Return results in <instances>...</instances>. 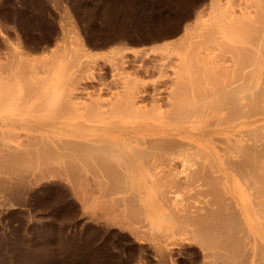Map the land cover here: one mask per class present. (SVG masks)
<instances>
[{
    "label": "rangeland",
    "instance_id": "1",
    "mask_svg": "<svg viewBox=\"0 0 264 264\" xmlns=\"http://www.w3.org/2000/svg\"><path fill=\"white\" fill-rule=\"evenodd\" d=\"M214 1L229 8L240 2V0H0V79L2 78L0 87L7 86L0 89V94L4 91L10 92L0 95L2 140H0V264H211L212 259V264L214 261L215 264L225 262L229 264L235 256L237 258L233 259L232 264L245 262L260 264L259 260L264 255L258 250L259 242L255 243L251 239L264 235V231L262 232L264 229L252 233L243 226L244 222L240 227L238 223V228L242 230L243 227V232L228 218L231 223L228 225L232 231L229 232L233 234L227 237L229 233H222L227 229L220 231L219 227L217 233L210 232L216 229L212 227L228 217L227 209L223 208L228 199L223 198L225 194L222 195L223 184L218 176L220 172L217 170L215 173L216 168L210 163L204 161L202 163L200 160L202 158L198 157L195 153L196 148L194 150L191 144H186L188 149L184 145L185 142H182L183 148H180V144L179 146L175 144L182 150L185 148L188 153L178 148L172 150L173 152L169 149L167 151L166 148L165 152V147L161 146V143L168 142L170 139L168 137H171V140L173 138L165 135L164 139H168H163L161 145L159 144V147L164 148V159L163 155L162 158L159 156L162 149L156 148V145H152L155 148L150 147V141L147 140L149 138L145 137L149 143L141 145L139 142H132L129 148L126 146L124 150L130 152L142 148L148 152L140 149L141 153L145 152L143 158L147 153V157L152 154L154 159L150 156L151 160L146 157L147 160L142 159L139 163L128 165L121 161L120 165L118 152L116 154L118 158L113 157L118 159L114 160V163L113 159L104 163L103 161L100 163L99 160L95 162L91 155L92 146V149L89 147L91 150L87 149L89 145H93L94 124L90 116L92 113L90 107H93L96 101L110 106L111 102H116L120 97H124L127 91L132 90L134 99H139L145 107L151 109L158 105L157 112L168 109V89L174 67L172 62L169 64L171 60L167 59V56L174 52L185 37L186 31L195 26L197 19L208 18L214 10L213 5L216 4ZM176 39L178 43H175ZM17 61L19 63H16ZM24 68L29 69V72ZM21 69L25 71L22 72ZM24 73L28 74L25 75V79ZM37 77L38 81L35 79ZM40 77L43 80L39 79ZM67 78L69 80L66 84ZM33 84L37 87H32ZM39 84L46 93L40 87L45 101L50 96L48 94L55 90L54 85L61 86V90L57 91L58 100L54 103L55 106L45 101L42 105V100L39 102L43 99L40 96L43 93L38 87ZM33 89L37 91L34 92ZM4 96L5 99L9 97L4 101L5 104H2ZM67 97L76 102L71 105L74 108L70 106L71 108L67 109L68 111L64 110L63 113H66L63 114L62 110L57 109H61L57 105L62 106ZM47 107L51 108V111ZM74 109L80 115L77 116L78 112L75 113ZM59 111L61 114H58ZM53 136L56 142L53 141ZM175 137L180 139L178 136ZM66 138L71 143L72 138L75 142L79 141L76 142L79 144L84 141L85 144L81 143L80 146L86 150L80 149L79 144H67ZM161 139L159 141H162ZM43 141L48 142L47 145ZM59 142L64 145L61 146L62 149ZM49 143L52 145L51 149ZM43 145L45 146L42 147ZM75 145L80 150L79 156L72 151L76 149L75 153H78ZM46 146H49L48 150ZM53 147L61 153L58 155L55 151L58 160L55 154L49 156L54 152ZM87 150L91 151L90 154ZM68 151L73 156L67 154L70 153ZM85 151L90 155V158L85 155L89 158L85 160L87 164L84 161L86 158L80 156ZM176 152L180 156L174 154ZM64 153L67 156H64ZM27 154L29 157L30 155L32 157V154L35 156L31 159L28 157V160ZM166 154L171 158L168 155L166 157ZM74 156L76 159H73ZM70 157L77 162L68 160ZM155 157L159 159L156 160ZM16 161L20 162H17L19 168L15 164ZM13 162L16 167L11 164ZM69 162L78 164L79 167L74 168ZM155 165L159 166L158 169ZM109 166L110 169L118 166L117 169L116 167L113 169L117 170L119 179V176L116 175L117 178L113 176L116 170L112 169L110 172ZM15 171L17 173H14ZM207 172H212L213 176L209 177ZM124 177H128L129 181ZM230 178L235 181L243 179L239 174L231 175ZM114 179H117L115 183ZM246 180L244 177L242 182ZM210 181L213 182L212 185ZM245 194L249 196V192L245 191ZM219 201L220 210L216 205ZM223 202L226 204L223 205ZM208 206L211 208L208 209ZM206 207L208 208L205 211ZM222 208L226 213L222 212ZM217 213L218 219L215 218L218 216L215 215ZM260 218L264 220L262 216ZM261 220L258 222L261 223ZM232 224L236 226V230L232 229ZM209 227L212 229L209 230ZM234 231L236 235L233 237ZM202 233L208 234L204 237ZM212 236H217V240H213ZM218 239L224 241L223 244L220 241L222 246ZM235 239H239L240 243L234 244ZM207 241L213 243L208 245L209 248L206 245ZM214 244L219 249L214 247ZM230 244L236 245V248L237 244L239 246L241 244L243 249L239 248L242 252L238 253L239 249L233 251L229 248ZM225 247L229 248V252ZM249 250L252 253L249 254ZM223 252L229 255L228 259L231 257L230 262L226 260L227 256ZM221 254L224 256L221 257ZM262 261L261 264H264Z\"/></svg>",
    "mask_w": 264,
    "mask_h": 264
},
{
    "label": "bare ground",
    "instance_id": "2",
    "mask_svg": "<svg viewBox=\"0 0 264 264\" xmlns=\"http://www.w3.org/2000/svg\"><path fill=\"white\" fill-rule=\"evenodd\" d=\"M214 3H216V4L218 3V4L217 5L215 4V6L213 5L214 10L208 16V18H206L205 20L196 18L197 20L195 21V26L193 28H190V30L186 31V33L184 35L185 37L182 39V42L180 41V43L178 44L177 47L174 46V43H173V47L174 48L176 47L174 49V52H172L171 54L169 53V55L167 52V55H168L167 59L171 60L169 62V64L172 62V66L174 67V69L172 71L174 73H173V76L170 80L171 85L169 86V89H168V97H169L168 98V109L165 110L164 112L161 109V111H159L161 113H159L156 111V109H158V107H157L158 105L156 106V108H151V109L145 107L142 103H140L139 99H134L132 90L127 91L125 96L120 97L116 102H113V103L111 102L110 106H109V104L107 106L106 104H102L99 101H96L93 104V107L92 106L90 107V108H92V111H91L92 113L90 114V116H92V121L94 124V126H93V129H94L93 130V140H92L93 145H89L88 147L85 145V147H87V149H89V150H91L93 148V150H91V151H93V154L91 153V155H93L92 156L93 159L95 158L94 159L95 162L97 160H99V162L103 161V163L107 162V161H112L113 157L115 158V157H117V155H119L118 156L119 160L117 159L119 161V163L121 161L122 163L128 165V164H133L136 162L139 163L142 159L144 160L147 157V153H148L146 150H143L142 148H140L141 150L147 152L145 154V158H143V156H144L143 153H145V152L141 153L142 151L140 149H138L137 147L136 148L138 150L137 149L134 150L132 148L133 150H131L130 152L125 151L124 147L126 148V146H128V148H129V144L132 142H139L141 145H143L144 143L150 141L151 144L148 142L149 145H151L150 147H153L152 145H154V146L156 145L155 147L158 148L160 142H163L165 135H166V137L167 136H173L172 140L173 139L176 140L177 138L175 137L176 138L175 139L174 136H178L180 139L179 140L177 139L176 141H180L179 143L174 141V140L172 141L171 137H168V138H170L168 140V142L166 141V143H165V141H164L163 143H161L162 145L160 144L161 146L164 145V147H165V149L161 146L159 147V149H162V151H161L162 153H159V156H161V158H162V155L164 158V155H165L164 150L166 152V148H167V151L169 149L170 152H173V151H175V148H178L179 150L186 151V153H188L186 149H188L189 148L188 145L191 144L192 145L191 147L194 146L193 149L196 148L197 152H195V153L198 155V157L202 158V159L199 158L200 160H202V163L208 162L211 164V166H213V167L215 166L216 169H214V172L217 170L220 172L219 173L220 175H218V174L217 175L220 176L219 180H221L222 181L221 183L223 184V188H221V191H223L224 193L223 194L221 193V194L222 195L225 194V197L223 196V198L228 199L227 201H225L226 199L225 200L223 199L227 203L226 204L225 202H223V205L226 204V205H224L223 208H225L224 210L227 209L226 212H228L229 215L227 213L226 216H228V217H225L224 220H222V222L220 221L221 222L220 224H218V225L214 224L215 227H212V228H214V229L216 228L215 230H213L211 227H209V230L211 228L212 229V231H210L211 233H213V231H215L217 233L220 229H221L220 231L227 229V231L224 230L222 233H224V234L229 233L227 235V237H228L229 235L233 234V233L230 234V232H229V231H231V226L228 224L231 221L233 224L235 222L234 225L237 226L236 227L232 224V226L234 227V228L232 227L233 230H236L235 227L238 228V223H240L239 227H240L241 223L242 224L245 223L243 226H245L252 233H254L258 229H264V220L262 221L260 218L262 216V219H264V0H240L238 5H236L235 7L231 5L230 8L220 5L218 1H216V2L214 1ZM176 42H177V39H176L175 43ZM165 57H166V54H165ZM16 59H18V58H16ZM18 61L16 63H19ZM16 63H15V65H16ZM30 65H32V64H30ZM68 65H69V63L67 64V69H68ZM166 65H168V62ZM21 66L19 68H21ZM22 67H25V66H22ZM35 67L36 66H34V68ZM169 67H170V65H169ZM14 68L16 69V67H14ZM24 69H21L22 72ZM28 70H26V71H28ZM63 70H64V68L62 69V71ZM59 71H61V70H59ZM67 71H69V70H67ZM37 72H41V71L37 70ZM26 74L24 73V75H23L24 79H25ZM65 74H66V72H65ZM67 74H69V73H67ZM29 76H30V73H29ZM68 78H69V76H68ZM68 78L66 79V84L69 80ZM1 79H0V81H1ZM19 79H20V77H19ZM35 79H37L36 81H38V77ZM39 79H42V78L40 77ZM28 80H30V79L28 78ZM42 80H40V82ZM5 82H7V81H5ZM28 85H29V83H28ZM3 87L1 86L0 89ZM5 87H7V86H5ZM32 87L36 88L37 85L35 87L33 84ZM32 87H30V88H32ZM38 87L40 89L41 85L39 84ZM54 87H56V88H55V90L52 91V94H50L51 92L48 94L50 96L45 95V96H48V100H46V101L43 98L45 91L41 87L42 90L44 91V93L40 89L41 93H43L42 95L40 94V96L44 100L40 99L39 102L42 100L43 102L42 103L40 102L42 105L45 103H48L49 105L53 104V106H55L54 103L58 100V96H57L58 92L57 91H59L61 86H59V85L55 86L54 85ZM39 89H38V92L40 93ZM34 90L35 89H33V91ZM36 91H34V92H36ZM5 92L8 93L9 91H4L1 94L3 95V93L5 94ZM33 93H32V95H33ZM40 96H37V97H40ZM7 97H9V96H7ZM7 97H6V99H7ZM2 98H4V100H2V104H5V102H4L6 100L5 96ZM45 98L47 99V97H45ZM12 100H14V99H12ZM44 101H45V103H44ZM64 101L62 103V106L57 105V107H61V109L60 108H57V109H59L60 111L62 110V113L64 112V110L68 111L69 108L72 107L71 105H73V103L76 102V101L73 102L72 99H69L68 97H67L66 101L65 102ZM8 103L6 102V104H8ZM16 103H13V104H16ZM17 104H20V103H17ZM23 104L26 105V103H22V105ZM48 104H46V106ZM104 105H106V106H104ZM41 106H39V107H41ZM53 106H52V108H53ZM30 107H31V105H30ZM39 107H37V108H39ZM37 108H35V109H37ZM41 108H45V106L41 107ZM47 108H49V107H47ZM72 108H74V107H72ZM159 108H161V107H159ZM40 109H38V111H41ZM50 109L51 108H49V110ZM153 109L155 110V112L157 114L154 112ZM34 110H32V111H34ZM60 111L58 112V114L60 113ZM77 112L75 110V113H77ZM40 113H43V112H40ZM65 113H63V114H65ZM78 114H79V112L76 115L78 116ZM58 116H60V115H58ZM30 135H31V133L28 134V138H30L29 137ZM49 135H51V134H49ZM160 135L161 136L163 135V136L157 137ZM145 137L146 138L148 137L149 139L150 138L153 139V137H154V139L153 140L147 139L148 141H146ZM32 138H34V137L32 136ZM50 138L52 139V137H50ZM53 138H54V136H53ZM157 138H159V139L162 138L161 139L162 141H159V139H157ZM168 138H165V139L167 140ZM90 139H92V138H90ZM42 140H44V139L42 138ZM54 140H55V138L53 139V141ZM67 140L68 139L66 138V141ZM74 140L75 139L72 138V143H71V141L70 142L67 141V144L69 143L71 145V144L75 143L78 145L79 143H76V142H79V141L76 140V142H75ZM78 140H80V139H78ZM57 141H58V139H57ZM81 141L82 140H80V142ZM43 142H44V144L47 145L49 140L46 143H45V141H43ZM43 142H42V144H43ZM55 142H56V140H55ZM63 142H65V140ZM83 142H81V143L85 144V142L84 143ZM182 142L183 143L185 142V144H184L186 147V149L184 148L185 150L180 149L183 146ZM1 143H3V142H1ZM36 143H37V141H36ZM81 143L79 144L80 149H85V148H81V146H80ZM50 144L51 143H49L48 145H50ZM59 144H60V142H59ZM62 144L59 145V147L61 149L64 146ZM175 144L177 146H179V144H180L181 145L180 148L176 147ZM186 144H188V145L186 146ZM56 145H58V142ZM73 145H72V147H74ZM149 145H146V146H149ZM44 146L45 145H43L42 147H44ZM91 146H92V148H91ZM28 147H29V145H28ZM51 147H52V145H50V148H49V146L48 147L46 146V149L47 148L51 149ZM76 147H77V151H78L79 148H78V146H76ZM155 147H153V148H155ZM168 147H170V148H168ZM69 148H71V146ZM54 149L55 148L53 147L52 150L54 152L52 151L53 154H50L49 156H51V155L53 156L55 154L56 150H54ZM66 150H68V149H66ZM31 151L32 150H30V152ZM34 151H36V150H34ZM49 151H51V150H49ZM72 151H74L75 155L78 154L77 156H79L80 150L78 151V153H75L76 149H73ZM91 151L87 150V152H89L88 154H90ZM56 152L58 153V151H56ZM68 152H70V151H68ZM117 152L119 154H117ZM177 152L174 154L177 155L178 153H180V152H178V153ZM192 152H194V151H192ZM59 153H58V155H59ZM181 153H184V152H181ZM56 154H55V157L57 158L56 160H58L59 158H58V155H56ZM67 154H71V152L67 153ZM67 154H65L64 156H67ZM88 154H86V151H85L80 156H83V159H84V158H86V156ZM168 154H170V153L168 152ZM168 154H166V157L169 156ZM22 155H24V154H22ZM39 155H41V153ZM71 155L73 156V154H71ZM33 156H35V155L32 154V157ZM150 156L153 158L152 154ZM150 156L147 157V159L149 158V160H151ZM177 156H180V155H177ZM26 157L28 159L29 155ZM32 157L30 155L29 159H31ZM36 157H37V155H36ZM55 157H53V158L55 159ZM74 157H73V159H76V157L75 158ZM87 157L90 158V155H88ZM22 158H21V160H22ZM53 158H51V159H53ZM62 158H63V156H62ZM81 158H79V160L83 161V159H81ZM89 158L84 159V161L89 159ZM147 159H145V160H147ZM158 159H159V157L156 158V160H158ZM26 160H24V162H26ZM63 160H64V158H63ZM68 160L71 161L72 157H70V159H68ZM77 160H78V158H77ZM114 160H116V159H113L112 163L115 162ZM200 160H199V162H200ZM19 161H16L15 164H17V162L20 163L23 160L20 162ZM72 161H76V160H72ZM193 161H195V158ZM14 162L11 164H13L15 166ZM154 162H156V161H154ZM85 163H86V161H85ZM122 163H120V165H122ZM158 163L160 164V162H158ZM71 164H73V162L70 163V165ZM80 164H83V163L81 162ZM89 164H91V162ZM199 164H201V163H198V165ZM75 166L79 167L78 164L74 165L73 167L75 168ZM94 166L95 165L93 163V167ZM107 166L108 165H106V167ZM208 166H209V164H208ZM17 167L19 168L18 164H17ZM97 167H99V166L97 165ZM115 167L116 166H113V168H115ZM117 167H116V169H117ZM122 167H124V166H122ZM158 167H157V169H158ZM113 168L110 169V166H109L110 172ZM129 168H130V166H129ZM20 169H22V168H20ZM97 169L98 168H96V170ZM151 169H153V168L151 167ZM157 169H155V170H157ZM103 170H104V168H103ZM207 170H210V169H207ZM18 171H19V169H18ZM114 171H112V172L114 173ZM97 172H99V171H97ZM105 172H107V171H105ZM110 172H108V174ZM125 172H124V175H125ZM155 172H157V171H155ZM209 172H207V173H209ZM14 173H17V172L15 171ZM130 173L132 174V172H130ZM211 173H209V175L208 174L207 175L210 177V175L213 174V173L212 174ZM153 174H155V173H153ZM236 174H239V176L242 175V178L244 179V177H245L247 180L245 182H242L243 181L242 178H241L242 181L240 180L241 182L231 180V178H230L231 175L235 176ZM114 175H115V177H116V175H117V177L119 176L118 179L120 178V175H118L117 170H116V174H113V176ZM147 175L149 177L148 173H147ZM160 175H162V174H160ZM217 175H216V177H218ZM128 176H130V175H128ZM145 176H146V173H145ZM156 176L157 175L155 174V177ZM212 176H211V178H212ZM157 177L159 178V176H157ZM160 177H162V176H160ZM209 177H207V178H209ZM127 178L124 177V179H127ZM111 179H113V178H111ZM115 180H117V179H114V181H113L114 183H115ZM216 180H217V178H216ZM219 180L217 182L218 186L220 184ZM134 181H135V179H134ZM158 181H159V179H158ZM211 181H213V179ZM131 182H132V180H131ZM208 182H209V180H208ZM213 182H211L210 184L212 185ZM119 183H121V186H122V182L120 181ZM154 184H156V182ZM217 185H215V186H217ZM117 186H118V184H117ZM126 186H128V185H126ZM154 187H156V186H154ZM210 187H212V186H210ZM220 187H222V186H220ZM134 188H135V186H134ZM154 189H156V188H154ZM245 191L249 192V196H247L245 194ZM217 192H218V190H217ZM214 193H215V191H214ZM219 194H218V197L220 196ZM216 196H214V197L216 198ZM220 198H219V200H221ZM214 200H216V199H214ZM215 202H217V201H215ZM216 205L217 206L220 205V201ZM221 206H222V204H221ZM208 207L204 208L205 211L207 208L208 209L211 208L210 206H208ZM219 208H220V206L217 207V209H219ZM223 208H222V212H223ZM217 209H216V211H217ZM209 211H211V210H209ZM226 212L224 211L223 213H226ZM218 213L215 215H218ZM219 215H221V212ZM219 215L215 218L218 219ZM208 216H210V215H208ZM208 216H207V218H209ZM222 216H224V215H222ZM258 216H260V217H258ZM228 218H230V222H229ZM257 218H258V220H261L262 222L259 223ZM236 220H237V224H236ZM205 223H204V225H205ZM211 223L213 224V222H211ZM214 223H218V221L217 222L214 221ZM208 224L210 225V221ZM208 224H206V225L208 226ZM204 225H201V226L204 227ZM217 227H219L220 229ZM206 229H208V228H206ZM201 230L203 231V229H201ZM238 230H240V229L238 228ZM238 230H237V233L239 234ZM240 231H243V227H242V230H240ZM263 231L264 230H262V232ZM198 232H200V231H198ZM235 232L236 231H234V233ZM208 233H204V234L202 233V235L204 236L205 234H208ZM235 235H236V233L232 236L234 237ZM241 235H243V234H241ZM217 236H218V234H217ZM224 236H226V235H224ZM224 236H223V238H225ZM204 237H206V236H204ZM216 237L214 236L213 240H215ZM223 238H222V240L226 239V238L225 239H223ZM239 238H240V235H239ZM219 239H221V238H219ZM219 239H218L219 242L222 241ZM263 239H264V235H260L257 238H256V236H254L253 239H251L255 243L259 242L257 244V246L259 245L258 250L260 251V253L262 255H264V240ZM205 240H206V238H205ZM236 240H237V242H236ZM238 240L239 239H235V241H233V243L234 244L240 243V240H239V242H238ZM225 242H226V240H225ZM207 243H208V244H206L207 246L209 244H213L212 242L209 243L208 241H207ZM223 243H224V241H222V244ZM227 243L229 244V242H227ZM217 244H218V242H217ZM220 244H221V242H220ZM222 244H221V246H222ZM228 244H227V246H228ZM237 245H238V248H236L237 247L236 245L235 246L232 245L233 246L232 247L230 244L231 247L229 246V248H232L233 251L236 249L238 251V249H239L238 253H241L242 251L240 250L239 247H241L242 245L241 244H240V246H239V244H237ZM212 247H213V245H212ZM214 247L217 248L218 246H215V244H214ZM208 248H209V246H208ZM229 248L227 249L225 247V249L228 250L227 252H229ZM217 249H219V248H217ZM241 249H243V247H241ZM232 250L230 249L231 253L233 252ZM259 251H257V252L259 253ZM214 252H216V251L214 250ZM238 253H237V256H238ZM246 253H247V251H246ZM250 253H252L251 250H249V254ZM258 253H257V255H258ZM218 254H220V253H218ZM224 254H221V257H222V255L224 256ZM249 254H247L248 255L247 258L249 257ZM215 255H217V254L215 253ZM215 255H214V258L217 259L216 258L217 256L215 257ZM262 255H260V257ZM209 256H211V255H209ZM228 256H227V259L225 258L226 260H229L231 258V257H229V259H228ZM232 256L234 257L235 255H232ZM234 258L231 259V262L229 260V262L231 264L233 263L232 261ZM247 258L245 257L246 260L244 258H243V260L247 261ZM263 258L260 260L262 261ZM211 259L212 258L210 257V261H211ZM241 260H240V263H241ZM260 260H259V263L261 264ZM211 262L213 263V259ZM262 262H264V260ZM222 263H224V262H222ZM243 263H244V261H243ZM214 264H215V261H214ZM225 264H226V262H225ZM235 264H237V263H235ZM245 264H246V262H245Z\"/></svg>",
    "mask_w": 264,
    "mask_h": 264
}]
</instances>
